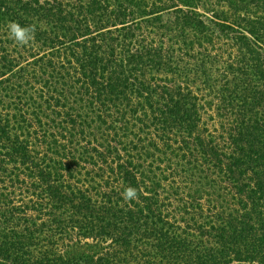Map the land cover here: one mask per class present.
Returning <instances> with one entry per match:
<instances>
[{
  "label": "trees",
  "instance_id": "1",
  "mask_svg": "<svg viewBox=\"0 0 264 264\" xmlns=\"http://www.w3.org/2000/svg\"><path fill=\"white\" fill-rule=\"evenodd\" d=\"M70 1L0 0V264H264V15Z\"/></svg>",
  "mask_w": 264,
  "mask_h": 264
},
{
  "label": "rangeland",
  "instance_id": "2",
  "mask_svg": "<svg viewBox=\"0 0 264 264\" xmlns=\"http://www.w3.org/2000/svg\"><path fill=\"white\" fill-rule=\"evenodd\" d=\"M40 1H42V0H40ZM72 1L73 0H71L70 2L73 5ZM134 1L138 2V3H143V5H147V6L152 3V5L156 9V11L161 9V8L170 7L173 3H175V5L178 4V6H175L173 8H170V9L166 10L165 12H169V13L163 17V20L161 21L162 23L161 24H157V25L159 27H165L166 26V27L170 28V30H171L170 33L169 32L166 33L165 31H163V32L166 33L164 35V39L168 40L167 45L173 51V55L177 56L178 54L179 55L183 54V45L180 44V41H183V38H180L179 34L177 33V31L179 29V24H181V20H178L177 17L180 16L181 13L180 12L172 13L171 11H173V12H175V11H182L183 12V11H188V10L190 11L192 9L191 6L185 7V6H183V4L177 3L176 0L174 2L171 1V0H149V1L148 0H134ZM181 1L183 3L184 0H180V2ZM187 1H188L189 5H195V3L199 4L200 0L199 1L198 0H187ZM201 1H203V0H201ZM204 1H205V3H207L206 5H209V3H210L209 0H204ZM232 1H233L234 4L239 2V0H232ZM240 1L242 2V5H246L245 9L246 10H250L249 12H251L252 15H255V16L264 15V13L262 11H259L257 9L259 6H263L264 0H240ZM85 2H86V0L82 1L81 3H85ZM261 2L263 4H261ZM202 3H204V2H202ZM255 6L257 8L253 9L252 7H255ZM204 7H206V6H204ZM212 9H216V7L213 6ZM217 9L219 10V11H217V13H227L228 14V13L232 12L231 10H229V8L227 9L225 4H221L219 7H217ZM193 11L197 12L198 14L202 13V11L200 9H196V10H193ZM241 11H243V10H241ZM204 12L206 13L207 11H204ZM175 21H176V23H174ZM148 26H149V28L147 30H151L153 33L161 31L159 29L156 31L155 30L156 28L155 27L151 28V25H148ZM187 33H189V32H187ZM192 33L190 35H192ZM149 39L151 41H153V43H156L155 45H159L157 43H160V41H161V39H158L155 35L154 36L150 35ZM178 80L179 79H177L175 81H178Z\"/></svg>",
  "mask_w": 264,
  "mask_h": 264
},
{
  "label": "clouds",
  "instance_id": "3",
  "mask_svg": "<svg viewBox=\"0 0 264 264\" xmlns=\"http://www.w3.org/2000/svg\"><path fill=\"white\" fill-rule=\"evenodd\" d=\"M8 36L17 45H28L34 38V26H21L17 22H9L7 24ZM122 197L125 200L131 201L138 198L137 190L132 187H127L122 193Z\"/></svg>",
  "mask_w": 264,
  "mask_h": 264
}]
</instances>
